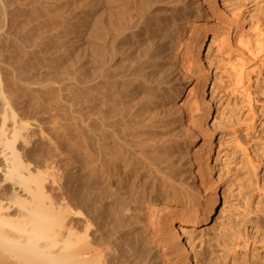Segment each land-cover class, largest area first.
<instances>
[{"label": "bare ground", "instance_id": "1", "mask_svg": "<svg viewBox=\"0 0 264 264\" xmlns=\"http://www.w3.org/2000/svg\"><path fill=\"white\" fill-rule=\"evenodd\" d=\"M57 1L52 12H60L58 26L70 36L63 43L79 70L77 155H51L63 177L59 198L47 197L44 155L35 146L41 140L12 113L7 124L11 104L0 90V264H160L156 234L180 252L181 264H200L187 229L214 222L222 179L217 130L209 126L216 112L210 39L190 34L201 31L205 7L215 13L217 1ZM8 14L0 4L7 36L14 27ZM67 52L49 56L65 68L52 84L71 70ZM44 78L35 85L51 76ZM191 184L202 194L197 203L186 196Z\"/></svg>", "mask_w": 264, "mask_h": 264}, {"label": "rangeland", "instance_id": "2", "mask_svg": "<svg viewBox=\"0 0 264 264\" xmlns=\"http://www.w3.org/2000/svg\"><path fill=\"white\" fill-rule=\"evenodd\" d=\"M47 1L49 3L46 0H0L10 16L7 26L12 28L13 22L14 27L19 26L10 30L12 37L0 32L4 35H0V90L4 87V96L8 105L11 104L8 107L12 108L6 113L0 107V113L2 116L6 113L7 124L16 117V122H23L35 130L36 137L41 140L35 145L37 155L40 152V159L44 155L45 166L49 159L46 167L44 164L40 167L43 176L48 175L45 177L47 182L42 180L46 182L43 183L44 192L49 194L47 197L59 198L57 184L62 183L63 165L60 160L59 163L52 161L51 155H58L63 160L65 156L73 159L77 155L73 152L77 153L79 143L76 121L79 70L75 54L71 55L70 46L64 45L70 36L66 32L63 36V30L58 26L60 18L57 19V14L60 12L54 13L58 11L59 3ZM216 1L218 9L214 13L205 7L204 0H198L206 10L199 26L201 31L192 32L190 36L208 32L210 39L206 61L211 66L216 112L215 121L209 126L217 130L220 143L216 166L222 179V200L213 223L187 229V244L193 246L200 264H264V0H228L229 6L223 0ZM67 51L71 55L68 58L71 61L68 60V64H72L71 74L65 71L63 79L52 84L53 78L61 75L65 68L50 57L54 56L53 52H57V56ZM43 75L45 78L51 76L50 82L35 85V80L42 79ZM17 77L23 78L20 81L26 79L21 83ZM28 82L33 83L25 86ZM11 113L13 118L9 121ZM191 185L187 187L186 196L192 203H197L202 194ZM154 238L155 244L151 246L162 255L160 259H164V264H181L179 251L161 235L156 234Z\"/></svg>", "mask_w": 264, "mask_h": 264}]
</instances>
